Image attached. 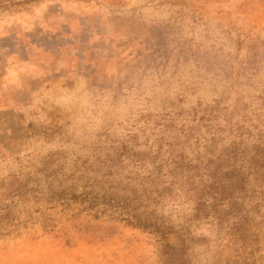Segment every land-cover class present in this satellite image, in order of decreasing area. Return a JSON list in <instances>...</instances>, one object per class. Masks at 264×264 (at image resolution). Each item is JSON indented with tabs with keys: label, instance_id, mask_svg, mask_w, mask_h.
<instances>
[{
	"label": "rangeland",
	"instance_id": "374dc122",
	"mask_svg": "<svg viewBox=\"0 0 264 264\" xmlns=\"http://www.w3.org/2000/svg\"><path fill=\"white\" fill-rule=\"evenodd\" d=\"M194 110L204 153L237 152L207 219L179 193L132 203L149 229L75 199L115 155L160 166L147 121ZM0 264H264V0H0Z\"/></svg>",
	"mask_w": 264,
	"mask_h": 264
},
{
	"label": "trees",
	"instance_id": "16d2710c",
	"mask_svg": "<svg viewBox=\"0 0 264 264\" xmlns=\"http://www.w3.org/2000/svg\"><path fill=\"white\" fill-rule=\"evenodd\" d=\"M214 113L215 110L207 115L215 117ZM200 115L201 111L198 110L186 116L182 113L173 114L171 112L160 115L154 122L148 120L147 122H150L147 124L148 127L155 123L164 137L169 136L173 139L171 142L164 139L157 141L159 147L154 151L152 160H161L162 164L155 166L152 171L140 164L139 168L145 172V175L138 173L134 178L124 176L122 171L125 169L114 160L115 158L120 159L121 156L110 157L108 161L110 163L105 162L102 168H105V171L102 173L101 168L94 171L98 175L88 178L85 193L74 196L75 199L81 198L88 204L90 210L99 209L100 205H104L108 210L119 214V218L128 224L149 229L153 227L149 221L130 211V209L136 210L132 207V203L140 202L147 196L150 201L159 204L181 194L188 197V201L195 205L198 219H207L211 210H217L226 198L234 195V188H232L234 181L231 180L235 177L234 171L227 174L223 170L226 166L231 168L230 161L236 158L237 152L231 147L227 154L214 155L209 151L204 153L202 148L209 150V148L216 147V135L208 139L207 135L202 132L201 124L206 118ZM191 142L196 145L193 157L187 155L185 148ZM181 145L184 148L178 150ZM208 154L213 157H208ZM139 162L142 163V160ZM124 179L130 182L135 180L137 183L133 186V198H123L116 192L124 185ZM98 190H102L103 193H99ZM210 201L211 205L208 204ZM104 212L107 210L97 211L98 215ZM121 213H126L129 217L125 218Z\"/></svg>",
	"mask_w": 264,
	"mask_h": 264
}]
</instances>
